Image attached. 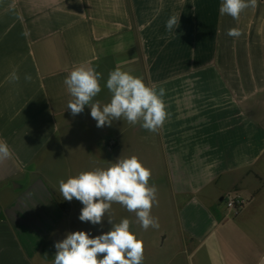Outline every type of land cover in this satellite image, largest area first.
Returning <instances> with one entry per match:
<instances>
[{"label": "crops", "instance_id": "1", "mask_svg": "<svg viewBox=\"0 0 264 264\" xmlns=\"http://www.w3.org/2000/svg\"><path fill=\"white\" fill-rule=\"evenodd\" d=\"M222 2L0 0V140L12 152L0 161V264H53L67 233L110 231L107 214L102 226L80 221L82 203L64 200L59 181L131 156L157 165L149 185L163 231L139 223L137 234L169 246L166 263L264 264V0L238 20L220 14ZM79 66L102 74V106L117 67L163 87L160 130L123 118L98 128L87 105L73 116L64 80ZM230 194L245 200L237 214L223 203ZM119 213L113 203V222L129 219L136 234L134 213Z\"/></svg>", "mask_w": 264, "mask_h": 264}, {"label": "clouds", "instance_id": "2", "mask_svg": "<svg viewBox=\"0 0 264 264\" xmlns=\"http://www.w3.org/2000/svg\"><path fill=\"white\" fill-rule=\"evenodd\" d=\"M257 0H223L219 12L238 20L240 14L249 7H256ZM179 17H169L166 28L169 32L179 26ZM227 35L238 38L240 29L231 28ZM31 81L30 74L25 75ZM102 74L92 67L73 68L64 80L72 99L67 108L76 116L84 111L85 106L91 109V117L97 121V127L111 126L113 121L123 118L131 125L140 123L141 127L158 132L168 117L163 100V87L149 86L132 74L119 67L111 71L106 87L111 93L110 102L101 105L94 98L101 92ZM9 79L18 82L16 71ZM12 156L6 141L0 140V161ZM151 170L144 167L136 156L117 159L107 169H94L81 172L67 180L59 181V192L63 199L71 202L74 198L83 205L79 220L101 225L105 214L112 224L110 231L90 237L86 231H75L66 234V238L54 244L56 254L53 264H143V241L130 230V220L122 219L114 223L109 215L113 203H118L128 212L135 213L141 227L159 228L157 218L151 215L154 203L158 204L157 189L149 185ZM102 257V258H101Z\"/></svg>", "mask_w": 264, "mask_h": 264}, {"label": "rangeland", "instance_id": "3", "mask_svg": "<svg viewBox=\"0 0 264 264\" xmlns=\"http://www.w3.org/2000/svg\"><path fill=\"white\" fill-rule=\"evenodd\" d=\"M126 148H124L123 151H126ZM135 150L138 153L137 156H140V157L144 158V154H142V152L147 151L148 148L145 147V146H143L142 144H138V145L135 146ZM151 159L152 158L150 156L149 157V160H151ZM146 161H148V159ZM150 166H151V173L152 174H155L156 172L158 173L157 170H154L153 169V168H156V166H157L156 164L151 163ZM156 198L158 200V204L157 203H154L153 204V207L151 209V215L154 218H156V216L158 214V210L160 208L159 206L161 205L159 198L158 197H156ZM118 208H119V212H120L119 214H120V216H124V215H127L128 213H131V212H128L120 204H118ZM153 208H154V210H153ZM134 215H135V213H134ZM135 217H136V215H135ZM136 221L138 222V224L136 225V226H138V228L136 227V230H135L136 234L135 235L137 236V238H139L140 237V234H137V233H139V221L137 219H135V222ZM145 231L147 233L152 232L151 236L152 237H155V236L158 235L157 233H159L160 231H163V230L161 228H152V227H149ZM143 245H144V259H143V264H168L166 262L168 261V257H170V255H169V253L166 250H167V247H169V246L164 245V244H162V245H159L158 244L157 245L155 243H151V245L148 246L146 242H143ZM148 253H149V256H148ZM177 262L178 261H175L174 264H176Z\"/></svg>", "mask_w": 264, "mask_h": 264}, {"label": "built area", "instance_id": "4", "mask_svg": "<svg viewBox=\"0 0 264 264\" xmlns=\"http://www.w3.org/2000/svg\"><path fill=\"white\" fill-rule=\"evenodd\" d=\"M223 203L227 208L231 209L234 214H237L243 209L245 200L236 194H230L223 199Z\"/></svg>", "mask_w": 264, "mask_h": 264}]
</instances>
